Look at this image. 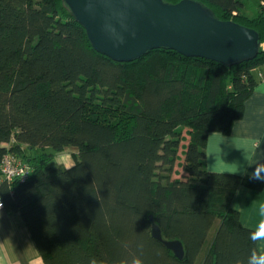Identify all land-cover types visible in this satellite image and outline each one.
Segmentation results:
<instances>
[{"label":"trees","instance_id":"trees-1","mask_svg":"<svg viewBox=\"0 0 264 264\" xmlns=\"http://www.w3.org/2000/svg\"><path fill=\"white\" fill-rule=\"evenodd\" d=\"M176 4L181 0H163ZM255 30L251 61L220 63L156 49L120 63L96 52L63 0H0V162L30 166L3 180L43 264H248L257 248L231 202L248 176L209 172L207 135L228 134L264 66V0H195ZM187 128L183 175L173 178ZM72 149V165H52ZM182 243L184 257L151 236ZM214 226V227H213ZM212 228L214 233L209 242Z\"/></svg>","mask_w":264,"mask_h":264},{"label":"water","instance_id":"water-1","mask_svg":"<svg viewBox=\"0 0 264 264\" xmlns=\"http://www.w3.org/2000/svg\"><path fill=\"white\" fill-rule=\"evenodd\" d=\"M84 28L93 49L120 63L132 62L156 49L211 60L232 67L256 58L258 33L233 21H221L195 0H63ZM151 222V236L178 259V240H165Z\"/></svg>","mask_w":264,"mask_h":264},{"label":"crops","instance_id":"crops-1","mask_svg":"<svg viewBox=\"0 0 264 264\" xmlns=\"http://www.w3.org/2000/svg\"><path fill=\"white\" fill-rule=\"evenodd\" d=\"M257 78L251 95L243 102L241 117L232 124L229 133L212 132L207 135V171L251 178L257 173L264 176V66L258 69ZM71 160L67 159L63 166L70 167ZM175 178L178 177L175 175ZM262 183L261 190L239 188L231 202L242 226L250 230L264 219L257 211L258 206L264 203ZM257 248L260 254H264V242L257 241ZM0 264H43L21 215L9 214L3 206L0 207Z\"/></svg>","mask_w":264,"mask_h":264},{"label":"rangeland","instance_id":"rangeland-1","mask_svg":"<svg viewBox=\"0 0 264 264\" xmlns=\"http://www.w3.org/2000/svg\"><path fill=\"white\" fill-rule=\"evenodd\" d=\"M244 4H245L244 12H245V14L248 17H252V16L256 15V12H257V8H256L257 2L256 1H254V0H246L244 2ZM186 132H187V128H183L182 129V136L184 137V140L182 141V143H181V145H182L181 146V149H179V152H178V161L176 162L175 167H174V172L175 173H173V176H172L173 178H175V175L178 178H180L183 175L182 174V171H181L182 170L181 165L183 163L184 155H185L184 154V152H185V146H186L185 142H186V140L188 138ZM69 151H72V149L65 150L64 152L60 153L59 155H56L55 158H59V159L57 161H55L56 159L54 158V161H52L51 164L54 165L55 167H64L67 164V161L66 160L67 159H71V152H69ZM72 163L73 162H71V164ZM213 233H214V228H212L211 233L209 235V242L212 239Z\"/></svg>","mask_w":264,"mask_h":264},{"label":"built area","instance_id":"built-area-1","mask_svg":"<svg viewBox=\"0 0 264 264\" xmlns=\"http://www.w3.org/2000/svg\"><path fill=\"white\" fill-rule=\"evenodd\" d=\"M29 173V164L18 158H15V156L11 154L5 155V157L0 162L1 178L8 182L14 179H20L21 181H24L28 178ZM2 206V202L0 201V207Z\"/></svg>","mask_w":264,"mask_h":264},{"label":"clouds","instance_id":"clouds-1","mask_svg":"<svg viewBox=\"0 0 264 264\" xmlns=\"http://www.w3.org/2000/svg\"><path fill=\"white\" fill-rule=\"evenodd\" d=\"M253 179L261 180L264 182V176H260L258 173L252 175ZM258 214L260 217L264 218V203L258 206ZM250 239L252 241L264 242V219H261L259 225L250 233ZM90 264H96L95 260L90 261ZM132 264H143L142 260L136 258L132 261ZM248 264H264V254L257 255L254 251L248 260Z\"/></svg>","mask_w":264,"mask_h":264}]
</instances>
